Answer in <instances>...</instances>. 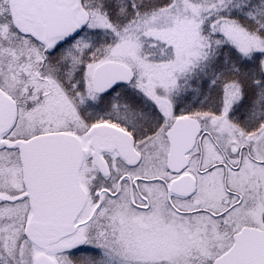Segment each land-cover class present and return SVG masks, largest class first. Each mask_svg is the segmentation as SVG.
<instances>
[{
  "label": "snow or ice",
  "instance_id": "obj_1",
  "mask_svg": "<svg viewBox=\"0 0 264 264\" xmlns=\"http://www.w3.org/2000/svg\"><path fill=\"white\" fill-rule=\"evenodd\" d=\"M0 264H264V0H0Z\"/></svg>",
  "mask_w": 264,
  "mask_h": 264
}]
</instances>
